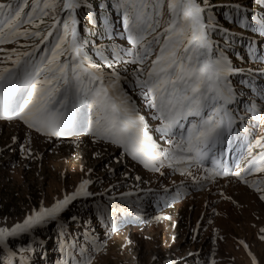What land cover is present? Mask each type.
Returning a JSON list of instances; mask_svg holds the SVG:
<instances>
[{"label": "rangeland", "instance_id": "obj_1", "mask_svg": "<svg viewBox=\"0 0 264 264\" xmlns=\"http://www.w3.org/2000/svg\"><path fill=\"white\" fill-rule=\"evenodd\" d=\"M252 2L254 0H208L202 7L215 25L225 26H220L226 30L221 34L228 35L224 38L225 45L242 52L241 57H236L237 70L242 73L236 80L244 88L240 114L254 141L264 137V120L261 119L264 117L261 91L264 90V35L259 36L258 32L261 24L256 27V34L250 35L255 36L257 44L249 51L250 42L242 43L241 48L237 46L249 33L246 30L242 33V29H236L231 22L224 25L222 18L214 13L224 12L226 18L231 8L241 9L246 16L256 15L264 22V3L260 1L258 7H252ZM113 10L116 25L111 37L112 47L123 49L120 13ZM238 10L235 17L239 15ZM59 16L64 18L65 13L60 12ZM52 23L42 29L49 30ZM24 29L37 31L31 24L22 25L20 30ZM232 35L238 37L236 43H231ZM9 39L11 43H0L3 49L0 60L11 56L13 50H35L36 53L42 38ZM217 51L225 52L218 48ZM105 56L111 59V55ZM151 59L154 56L145 63V70ZM92 61L105 72L110 71L99 55ZM3 66L11 64H0ZM114 67L127 78L121 81V86L136 102L137 112L145 118L154 141L160 149L167 150L170 146L166 141L160 135H153L159 122H154L146 102L142 103L138 95L139 89L134 87L132 73L138 65L117 63ZM252 105L255 111L250 110ZM120 149L90 134L64 140L37 132L16 118L0 122V229L11 230L34 211L51 208L74 193L83 180L89 181L85 189L88 195L77 197L55 218L39 224L40 227L6 237L0 244V264L3 258H7L9 264H29L30 260V264H254L244 245L250 247L258 264H264V239H261L264 200L260 199L264 195V173L244 176L247 183L235 177L204 179L207 172L189 167L190 163L185 164L187 161L172 167L164 162V167L158 166L159 171L147 173L128 161ZM252 151L256 155L264 149L253 148ZM257 187L262 191H257ZM152 195L159 196L158 207L150 208L148 198ZM171 196L176 199L170 200ZM26 242L30 245L25 251L13 248L15 244Z\"/></svg>", "mask_w": 264, "mask_h": 264}, {"label": "snow or ice", "instance_id": "obj_2", "mask_svg": "<svg viewBox=\"0 0 264 264\" xmlns=\"http://www.w3.org/2000/svg\"><path fill=\"white\" fill-rule=\"evenodd\" d=\"M83 4L84 0L0 2V43H11L9 37H41L40 31H21V26L39 28L36 21L44 23L49 10L55 12L59 8L65 13V18L52 17L53 23L40 41L44 44L52 38L47 54L36 58L35 50H13L11 56L0 60V64H11L0 67V119H19L29 128L57 138L90 134L121 147L126 155L152 171H159L157 163L164 167L165 160L169 167L193 160L203 166L204 161L210 160L212 167L204 169V179L230 174L244 181L240 171L229 172L217 158L218 154H225L223 146L231 148L234 143L236 118L228 105L236 98L229 76L237 70L222 51L219 55L213 52L209 32L216 25L210 15L207 22L202 19L206 8L197 0H111L109 7L120 13L121 35L126 34L132 47L113 48L111 59L104 55V49H98L103 65L110 70L105 72L84 52L87 41L77 34V10ZM60 23L62 28L58 27ZM106 31L110 38L115 34L111 24L106 25ZM261 34L264 35V22ZM128 56L132 59L126 60ZM153 56L145 70V63ZM117 63L138 65L132 73L134 87L140 90L138 95L146 101V107L154 110L153 119L160 122L155 130L170 146L167 150L160 149L153 140L149 125L137 112L136 102L121 86L127 78L114 67ZM250 110L255 111V105ZM242 146L251 157L243 173H264V151L256 155L252 151L264 149V137ZM245 158L241 154L240 159ZM235 167L239 169L240 163L236 162ZM88 184V180H83L74 193L51 208L34 211L11 230L0 229V244L6 237L55 218L77 197L88 195ZM256 190L262 191L259 187ZM260 199L264 200V195Z\"/></svg>", "mask_w": 264, "mask_h": 264}, {"label": "trees", "instance_id": "obj_3", "mask_svg": "<svg viewBox=\"0 0 264 264\" xmlns=\"http://www.w3.org/2000/svg\"><path fill=\"white\" fill-rule=\"evenodd\" d=\"M211 1L217 2L220 0H211ZM237 1H241V0H237ZM260 1L264 3V0H254V2L251 3L252 7H258L261 3ZM110 2L111 0H84V4L82 8L77 10V17L80 22L79 38L87 41L84 48V52L88 55V57L91 60L95 59L98 56V52H97L98 49H104L105 55H111V52L113 50L112 47L113 42H111V38H109L108 32L105 29L106 25L109 24L108 22H112V20L114 21V19L116 18V16L113 14L114 8L109 7ZM203 2L204 0H197V3L201 5H205ZM28 3H31V0H28ZM101 4H103L105 7L101 8L100 7ZM236 10L237 9L233 10L231 8L228 12L229 15L231 17H235ZM60 12L61 11L59 8L56 9L55 12L49 10V16L44 18V23H40V21H36V23L39 24V28L36 29L37 31H40L42 33L41 38H43V35L46 34V31H48L42 28L46 26L50 21L53 22L52 17L57 15L59 16ZM214 13L222 18L220 20H222L224 25H229V23H227V19L224 17L225 16L224 12H214ZM237 13L240 12L238 11ZM234 23L237 24L236 22ZM62 26H63L62 23L58 24V27L62 28ZM215 37L217 36L215 35ZM51 39L52 38L50 37V40ZM44 54H47L46 50ZM29 245H30L29 242H26V244L23 243L15 244L13 248L18 251H25L27 250L26 247H28ZM23 256L27 258L25 254H23ZM7 261H8L7 258L5 259L3 258L2 264H9V262ZM28 263L30 264L31 260L28 261Z\"/></svg>", "mask_w": 264, "mask_h": 264}, {"label": "bare ground", "instance_id": "obj_4", "mask_svg": "<svg viewBox=\"0 0 264 264\" xmlns=\"http://www.w3.org/2000/svg\"><path fill=\"white\" fill-rule=\"evenodd\" d=\"M245 247V246H244ZM247 251H248V253H252V255H250V257L252 256V257H255V255L253 254V252L251 251V249H250V247L247 245V248H245ZM253 263L254 264H256L257 263V260H256V257H255V262L253 261ZM258 264V263H257Z\"/></svg>", "mask_w": 264, "mask_h": 264}, {"label": "water", "instance_id": "obj_5", "mask_svg": "<svg viewBox=\"0 0 264 264\" xmlns=\"http://www.w3.org/2000/svg\"><path fill=\"white\" fill-rule=\"evenodd\" d=\"M76 26H77V29H78V26H79V25H78V23H77V25H76Z\"/></svg>", "mask_w": 264, "mask_h": 264}]
</instances>
